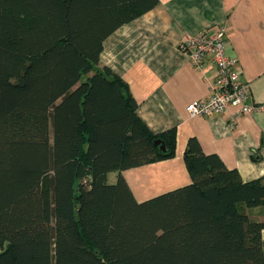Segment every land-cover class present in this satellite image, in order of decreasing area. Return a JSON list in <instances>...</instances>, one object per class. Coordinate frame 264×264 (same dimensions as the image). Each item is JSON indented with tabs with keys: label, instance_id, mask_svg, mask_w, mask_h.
<instances>
[{
	"label": "trees",
	"instance_id": "16d2710c",
	"mask_svg": "<svg viewBox=\"0 0 264 264\" xmlns=\"http://www.w3.org/2000/svg\"><path fill=\"white\" fill-rule=\"evenodd\" d=\"M157 5L0 0V264H264L248 213L264 215V179L243 182L196 138L190 185L138 203L122 175L175 154V130L153 135L97 68L103 41Z\"/></svg>",
	"mask_w": 264,
	"mask_h": 264
},
{
	"label": "crops",
	"instance_id": "0c3cea01",
	"mask_svg": "<svg viewBox=\"0 0 264 264\" xmlns=\"http://www.w3.org/2000/svg\"><path fill=\"white\" fill-rule=\"evenodd\" d=\"M220 30L226 55L236 63L240 80L250 84V103L264 105V0H158L153 10L103 41L97 68H108L127 84L138 105L136 115L153 135L176 133L172 159L122 172L138 203L191 184L183 159L190 138L198 140L203 153L236 170L243 182L264 179V111L186 113L190 102L211 96L217 70L210 57L199 67L193 64L180 44ZM248 213L264 222L259 209ZM261 239L264 254V230Z\"/></svg>",
	"mask_w": 264,
	"mask_h": 264
},
{
	"label": "built area",
	"instance_id": "2783aa9c",
	"mask_svg": "<svg viewBox=\"0 0 264 264\" xmlns=\"http://www.w3.org/2000/svg\"><path fill=\"white\" fill-rule=\"evenodd\" d=\"M226 36L220 30L216 33L201 32L185 38L180 49L196 66L210 57L216 67V77L210 85L212 95L207 100H194L186 106L190 117L211 116L234 109L237 116L264 111V105L250 103V84L240 80L236 63L226 55Z\"/></svg>",
	"mask_w": 264,
	"mask_h": 264
},
{
	"label": "water",
	"instance_id": "95a60500",
	"mask_svg": "<svg viewBox=\"0 0 264 264\" xmlns=\"http://www.w3.org/2000/svg\"><path fill=\"white\" fill-rule=\"evenodd\" d=\"M154 145L156 146V147H159V149L161 150V151H164V144H162V142L161 141H155L154 142Z\"/></svg>",
	"mask_w": 264,
	"mask_h": 264
},
{
	"label": "rangeland",
	"instance_id": "374dc122",
	"mask_svg": "<svg viewBox=\"0 0 264 264\" xmlns=\"http://www.w3.org/2000/svg\"><path fill=\"white\" fill-rule=\"evenodd\" d=\"M85 79V78H84ZM212 95V94H211ZM211 97V96H210ZM209 97V98H210ZM209 98H207V99H209ZM237 116V115H236ZM242 116H244V115H242ZM235 120V119H234ZM233 120V121H234ZM108 181H109V183H115L116 182V179H115V175L114 174H112L109 178H108Z\"/></svg>",
	"mask_w": 264,
	"mask_h": 264
}]
</instances>
